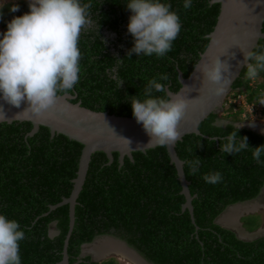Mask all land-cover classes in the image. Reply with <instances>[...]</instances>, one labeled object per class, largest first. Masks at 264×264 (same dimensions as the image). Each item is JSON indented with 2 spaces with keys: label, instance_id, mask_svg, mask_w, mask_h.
Segmentation results:
<instances>
[{
  "label": "trees",
  "instance_id": "1",
  "mask_svg": "<svg viewBox=\"0 0 264 264\" xmlns=\"http://www.w3.org/2000/svg\"><path fill=\"white\" fill-rule=\"evenodd\" d=\"M211 1L192 0V7L185 9L184 0H161L179 15L181 31L171 51L157 57L128 56L134 45L127 27L132 15L126 7L128 0H81L91 6V23L79 37V81L67 93L75 96L70 102L134 118L130 101L132 96L145 98L149 80L156 78L176 93L181 87L179 74L184 79L191 74L216 25L220 4ZM12 4L20 10L10 12ZM0 10L4 32L8 21L29 11L28 1L9 2ZM254 50H264V40ZM245 71L233 83L221 110L200 123L201 135H186L175 146L194 197V224L189 212L182 211L185 198L165 146L133 152L132 159L124 157L122 164L118 152L112 153V162L104 152H95L75 206L67 248L69 264H120L112 257L100 262L80 257L81 245L111 229L152 264H264V238L242 241L214 223L229 205L256 198L264 185V164L252 156L254 148L264 145V136L235 126L248 121V115L242 117L245 108L234 105L233 99L244 95L247 104L257 105L264 98V72L248 80ZM162 74L168 80H160ZM164 95L153 92V96ZM31 129L30 122L0 123V214L16 220L25 232L19 242L22 264H60L69 206L51 207L70 196L83 145L63 135L51 137L43 126L29 136ZM231 131L237 132V140L246 136L249 148L239 154L220 152ZM196 159L201 163L193 175L188 161ZM260 159L264 161V154ZM215 172L221 173L222 182L212 185L202 179ZM54 222L59 234L50 238L49 227ZM241 222L249 232L261 224L258 215L246 216Z\"/></svg>",
  "mask_w": 264,
  "mask_h": 264
},
{
  "label": "clouds",
  "instance_id": "2",
  "mask_svg": "<svg viewBox=\"0 0 264 264\" xmlns=\"http://www.w3.org/2000/svg\"><path fill=\"white\" fill-rule=\"evenodd\" d=\"M28 7V12L14 16L7 22V30L0 32V100L15 108L25 105L24 111L42 116L57 106L60 94L73 90L79 81L81 51L78 43L82 29L91 23V6L82 4L81 0H28ZM126 7L132 13L127 26L128 33L134 39L128 56L135 53L140 56L155 54L157 57H164L170 52L173 41L181 31L180 17L170 10L171 5L162 3L161 0H128ZM183 7L190 9L192 0H184ZM9 10L18 12L19 5L12 4ZM2 19L3 11L0 10V20ZM242 51L244 59L240 63L246 70L245 78L255 80L264 72V50ZM220 57H215L210 64L202 67L196 66V70L203 73V83L208 86L209 94L215 96L223 95L232 75V65L228 61H222ZM232 58H235V54ZM160 80L166 81L168 76L162 74ZM153 92L165 95L153 96ZM143 95V100L132 96L130 102L132 114L148 135L149 144H175L181 136L179 125L187 114L188 100L180 94L169 96L166 85L156 78L149 80ZM259 104L264 105V98L260 99ZM262 110L264 107L258 117L262 118ZM249 119L252 127L260 124ZM238 124L243 125L242 122ZM224 139L226 142L221 144L222 153L239 154L249 148L248 138L245 136L237 140L236 131H231ZM262 154L264 145L253 149L252 156L257 163L264 164L260 159ZM200 163V159L188 161L193 175L199 171ZM202 179L214 185L222 182L223 177L220 172H215L205 174ZM52 224L56 227L55 222ZM242 227L247 231L243 224ZM55 231L57 236L59 231L57 228ZM108 236L110 235L103 233L93 241L99 237L106 240ZM24 239L25 232L21 230L20 224L0 214V264H22L19 242ZM93 241L83 245L87 246ZM124 245L139 254L133 247Z\"/></svg>",
  "mask_w": 264,
  "mask_h": 264
},
{
  "label": "water",
  "instance_id": "3",
  "mask_svg": "<svg viewBox=\"0 0 264 264\" xmlns=\"http://www.w3.org/2000/svg\"><path fill=\"white\" fill-rule=\"evenodd\" d=\"M210 3H219L220 11L214 30L208 35V45L200 55L191 74L186 79L179 74L180 89L176 93H172L167 89L169 96L175 97L177 94L183 95L188 100L189 105L187 114L179 125L181 136L177 142L189 134L201 135L198 129L200 123L210 114L220 111L222 103L231 91L233 83L240 76L243 69H245L240 63L244 59L242 49L254 50L258 46L259 40H264V33L262 32L264 0H213ZM233 54H235V58H232ZM217 56H221L222 61H228L232 65L231 82L223 95L220 96L209 94L208 86L203 83L204 76L202 71L196 70L197 65L202 67L204 64H210L212 59ZM74 98L75 96L70 94L60 95L57 106L42 116H36L30 111H24L25 105H22L21 108H15L0 100V123L5 122L11 124L15 121L30 122L32 129L29 132V136H33L39 130V127L43 126L49 129L51 137L54 135H63L69 140H74L83 145L70 196L51 207V210H53L63 205L69 206V224L63 243L60 264H69L67 248L75 225V206L77 205V199L86 178L91 155L95 152H104L109 162H112V153L118 152V159L122 164L124 157L132 159L133 152L145 153L149 149L160 146L149 144L148 135H146L142 125L136 122L135 118L110 115L107 112L92 111L82 107L80 102H70ZM61 108L64 110L61 111ZM235 126L240 129L246 128L264 136V133L250 126L247 127L242 124H235ZM177 142L173 145L165 146V148L169 157V163L175 167L177 179L181 186L180 193L185 198L182 211L187 210L189 212L191 221L194 224L192 207L194 197L190 194L188 188L190 183L185 178L183 169L184 162L179 159L175 151ZM262 189H264V186ZM235 205L237 204L230 205L227 208ZM217 218L214 223L234 232L239 240L251 242L260 237H264V233L253 238L240 236L237 230L220 224L221 221H217ZM237 222L243 229L239 218ZM256 231L249 233L244 230L249 235L256 233ZM49 237L52 238L54 236L49 235ZM84 246H81V250ZM138 256L140 255L138 254ZM140 258L145 263L151 264L143 257L140 256ZM99 260H94V262H98Z\"/></svg>",
  "mask_w": 264,
  "mask_h": 264
},
{
  "label": "rangeland",
  "instance_id": "4",
  "mask_svg": "<svg viewBox=\"0 0 264 264\" xmlns=\"http://www.w3.org/2000/svg\"><path fill=\"white\" fill-rule=\"evenodd\" d=\"M13 1H17V0H0V8L2 7V5H4V4H7V3H9V2H13ZM28 1V0H27ZM1 29V28H0ZM249 110H251L250 111V113H251V120H256V121H253V122H259L260 124L259 125H261V126H263L264 125V119H262L261 117H258V111L257 110H253V108L252 107H249L248 108ZM250 117H248V119H249ZM243 123V125L244 126H247V127H251V128H253L252 127V125L251 124H249L250 123V119L248 120V121H245V122H242ZM263 133V132H262ZM247 205H258L259 206V208L258 209H256L255 211H250V212H247V211H244L239 217H238V213L236 214L235 213V209H239V207L238 208H234V209H232L233 207H231V208H227V209H225L219 216H218V218H217V221H221V223L220 224H222V225H224L225 226V224L223 223V221L224 220H226L227 219V221L229 222V221H233V220H235V219H237V218H239L240 219V222H241V219L242 218H244V217H246V216H250V215H258V219L260 220V222H261V224H260V226L257 228L258 230L256 231V233L257 232H259V231H261V230H263L264 231V189H262V191L260 192V194L258 195V197H256L254 200H252V201H250V202H248V203H246ZM246 204H243V205H241V206H247ZM234 207H237V206H234ZM240 209H241V207H240ZM224 219V220H223ZM245 220V219H244ZM226 221V222H227ZM226 226H228V225H226ZM232 227V226H231ZM230 227V228H231ZM233 228V227H232ZM231 228V229H232ZM50 229V231H49V235L50 236H55L56 234H57V232L55 231V228H54V224H52L51 225V228H49ZM243 230V229H242ZM238 231V230H237ZM239 233H240V231H238ZM264 233V232H263ZM105 237V236H104ZM104 238L103 237H99V238H96L94 241H93V243H91V244H89V245H87V246H84V248H82V250H81V257H84V256H90V258L92 257V259L93 260H96L97 261V258H99L101 255H95V253L96 252H99L100 254L101 253H105V251L104 250H100V249H98V247H97V243L99 242V247L100 246H102L104 243H106L105 241L107 240V241H110L109 243H112V245H117V244H119V242H117V240H116V242L114 241L115 240V238L114 237H112V236H108V239H106V240H103ZM99 240V241H98ZM97 241V242H96ZM102 241H103V243H102ZM120 244H122L121 242H120ZM123 245V244H122ZM125 246V245H124ZM119 248H121V246L119 247ZM96 249H98V250H96ZM125 249L126 250H128V251H130V252H132L133 254H135L137 257H140V256H138L135 252H133L132 250H130V249H128L126 246H125ZM116 250H118V249H116ZM110 255H114V253L113 254H110ZM118 257V256H117ZM109 258V257H108ZM121 258V257H120ZM141 259V258H140ZM142 260V259H141ZM120 264H134L133 263V261L132 260H127L126 259V257H124V258H121L120 259Z\"/></svg>",
  "mask_w": 264,
  "mask_h": 264
},
{
  "label": "bare ground",
  "instance_id": "5",
  "mask_svg": "<svg viewBox=\"0 0 264 264\" xmlns=\"http://www.w3.org/2000/svg\"><path fill=\"white\" fill-rule=\"evenodd\" d=\"M254 125H255V126H253L254 129L264 133V125L263 126H261L259 124H254ZM241 205L242 204L235 205L237 207L232 206L233 207L232 209L239 207V209H235V213L236 214L238 213V217L244 212V208L243 207H246V206H241ZM253 206L255 207V210H256L257 206L256 205H253ZM240 207H241V209H240ZM250 208H251V206H250ZM258 208H259V206H258ZM237 219H235L233 221H229V222L227 221V219L226 220L223 219L224 220L223 223L225 225H228L229 227L232 226L234 230L240 231L239 234H240V236H243V237L253 238V237H256L258 235L263 234V232H264L263 230H261V231H259L257 233L250 234V235L245 233L244 230H242V228L240 227L239 224H238L239 227H235ZM105 242L106 243H104L102 246H100V250H104L105 253H101V254L99 252L95 253V255H97V256L101 255L99 258H97V260H99L101 258L103 259L104 257L106 258V256H109L110 254L114 253V255H118V256L120 255L123 258L126 257V258L132 260L134 264H147L143 260H141L139 257H137L135 254H133L132 252L126 250L124 245H122V244L112 245V243H109L110 241H107V240ZM102 243H103V241H102ZM98 245H99V242L97 243V247H99ZM120 246H121V248H119ZM116 249H118V250H116ZM96 250H98V249H96Z\"/></svg>",
  "mask_w": 264,
  "mask_h": 264
},
{
  "label": "flooded vegetation",
  "instance_id": "6",
  "mask_svg": "<svg viewBox=\"0 0 264 264\" xmlns=\"http://www.w3.org/2000/svg\"><path fill=\"white\" fill-rule=\"evenodd\" d=\"M1 28V27H0ZM2 31V29H0V32ZM114 37V36H113ZM243 204H246V203H243ZM242 204V205H243ZM250 206H251V208L253 209H251L250 208ZM247 205L246 207H243L244 208V211H246L247 209V212H250V211H255V207L253 206V205ZM256 206H257V208L256 209H258V205L256 204ZM238 220V219H237ZM237 220H236V225H235V227H239V225H238V222H237ZM54 228H56L55 226H54ZM108 235H112L113 237H115V238H118V239H120L119 238V234H117L116 235V231H115V229H111L110 231H109V233H108ZM115 242H116V240H114ZM117 242H119V244H120V242L124 245V244H126V245H128L124 240H117ZM119 244H117V245H119ZM98 249H100V247H98ZM139 253V252H138ZM139 255L141 256V257H143V255H141L140 253H139ZM118 255H109V256H106V258L104 257L103 259L101 258L100 260H99V262L100 261H102V260H104V259H107L108 257H112V258H115V259H117L118 261H120V259L121 258H123L122 256H118ZM80 257H81V255H80ZM121 257V258H120ZM144 258V257H143ZM127 260H130V259H128V258H126ZM144 259H146V258H144ZM91 260L94 262V260L92 259V257H91ZM147 260V259H146ZM148 261V260H147ZM150 263V262H149Z\"/></svg>",
  "mask_w": 264,
  "mask_h": 264
},
{
  "label": "built area",
  "instance_id": "7",
  "mask_svg": "<svg viewBox=\"0 0 264 264\" xmlns=\"http://www.w3.org/2000/svg\"><path fill=\"white\" fill-rule=\"evenodd\" d=\"M232 103L236 106H239V105L244 106L245 111L242 114V117H244V118L248 114H249V117L251 118V113H250L251 110L248 109L249 107H252L254 111L257 110L258 112H260L261 109L264 107V105H261L259 103L257 105L254 103L253 104H247L244 95L237 96L236 99H233Z\"/></svg>",
  "mask_w": 264,
  "mask_h": 264
}]
</instances>
